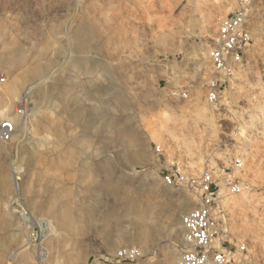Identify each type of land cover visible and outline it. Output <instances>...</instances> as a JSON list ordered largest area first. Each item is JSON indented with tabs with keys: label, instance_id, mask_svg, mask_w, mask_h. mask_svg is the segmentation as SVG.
I'll return each mask as SVG.
<instances>
[{
	"label": "rangeland",
	"instance_id": "374dc122",
	"mask_svg": "<svg viewBox=\"0 0 264 264\" xmlns=\"http://www.w3.org/2000/svg\"><path fill=\"white\" fill-rule=\"evenodd\" d=\"M236 9L0 0V122L17 126L0 141V264H176L198 195L162 182L174 164L212 173L223 192L243 186L221 201L226 238L246 245L235 264H264V0L249 5L250 51L216 107L206 102L217 21ZM122 247L141 257L120 261Z\"/></svg>",
	"mask_w": 264,
	"mask_h": 264
},
{
	"label": "built area",
	"instance_id": "2783aa9c",
	"mask_svg": "<svg viewBox=\"0 0 264 264\" xmlns=\"http://www.w3.org/2000/svg\"><path fill=\"white\" fill-rule=\"evenodd\" d=\"M250 2L251 0H236L237 9L217 21L216 34L207 52L212 79L207 85L206 102L212 108L218 104L222 89L230 84L244 56L252 47ZM4 82L5 78L0 76V84ZM182 96L186 97V94L183 93ZM27 104L25 94L15 106L14 112L21 119L26 116ZM16 130V122L12 118L1 121L0 141H11ZM155 151L159 152V147ZM233 167L240 168L241 162L235 160ZM160 177L166 186L194 189L198 195L196 208L180 217L184 230L183 240L188 249L180 254L176 264H235L239 255L247 249L244 243L232 245L226 238L227 216L221 207V201L225 196L242 192L243 186L235 180H228L226 191L223 192L212 173L203 172L198 177H189L176 164L171 165ZM40 231L39 227L32 228L31 237L36 239ZM40 257L39 255L38 258ZM115 257L120 261L134 262L139 260L141 253L135 247H122Z\"/></svg>",
	"mask_w": 264,
	"mask_h": 264
},
{
	"label": "crops",
	"instance_id": "0c3cea01",
	"mask_svg": "<svg viewBox=\"0 0 264 264\" xmlns=\"http://www.w3.org/2000/svg\"><path fill=\"white\" fill-rule=\"evenodd\" d=\"M72 235L76 236V237H82L84 235L82 230H74L72 231Z\"/></svg>",
	"mask_w": 264,
	"mask_h": 264
},
{
	"label": "bare ground",
	"instance_id": "6f19581e",
	"mask_svg": "<svg viewBox=\"0 0 264 264\" xmlns=\"http://www.w3.org/2000/svg\"><path fill=\"white\" fill-rule=\"evenodd\" d=\"M27 93H24V95L27 94ZM41 227H42V229H45V222H41Z\"/></svg>",
	"mask_w": 264,
	"mask_h": 264
}]
</instances>
